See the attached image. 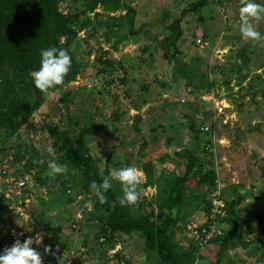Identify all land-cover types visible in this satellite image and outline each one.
<instances>
[{"label":"rangeland","instance_id":"rangeland-1","mask_svg":"<svg viewBox=\"0 0 264 264\" xmlns=\"http://www.w3.org/2000/svg\"><path fill=\"white\" fill-rule=\"evenodd\" d=\"M197 1L112 0L93 13L85 11L83 0L60 4L62 12L77 14L78 22L89 21L72 44L82 69L73 81L45 95L16 132L0 129V254L16 240L39 235L41 244L32 247L40 252L43 264L157 261L154 252L143 248L138 234L128 238L117 234L101 242L109 233L88 219L91 202L82 194L76 196L75 187L69 196L63 194L61 183H76L79 177L58 154L46 150L53 145L47 126L59 124L70 125L73 136L87 146L94 165H107L109 172L125 166L139 169L151 161L156 174L164 168L180 175L186 159L175 152L194 153L198 162L186 186L185 215L176 221L172 240L189 251L186 224L199 221L198 205L211 193L202 182L204 173L213 167L225 200L236 199L242 216L221 264H264V230L253 214L260 213L264 225V209L259 207H264V41L243 40L240 0H206L204 6L183 16L182 35L174 51L166 40L168 26ZM256 2L264 4V0ZM124 5L135 10L137 33L115 43L109 31L128 33L126 23L122 21L121 26L119 21ZM254 27L264 35V20ZM114 111L118 116L112 118ZM190 123L198 131L189 129ZM24 146L38 148L40 156L24 153L17 158ZM26 159L38 165H32L28 174L23 167ZM53 159L67 167L65 174L47 175L48 161ZM43 167L44 182H39L35 176ZM4 169L23 171L31 183L21 191L14 188L1 173ZM139 192V201L133 205H141L135 210L138 214L147 211L153 198L148 191ZM229 227L223 224L224 230ZM258 244L261 247L256 249ZM48 245L55 255L45 253ZM218 246L206 245L197 258L192 257V264L197 259L199 264H214ZM121 249L125 258L115 255ZM132 251L137 256L125 262Z\"/></svg>","mask_w":264,"mask_h":264},{"label":"trees","instance_id":"trees-1","mask_svg":"<svg viewBox=\"0 0 264 264\" xmlns=\"http://www.w3.org/2000/svg\"><path fill=\"white\" fill-rule=\"evenodd\" d=\"M64 1L0 0V129L7 133L12 134L20 129L44 102L45 94L35 88L30 75L40 67L42 49L63 48L68 50L72 58L71 69L63 85L57 86L50 92L73 81L82 69V63L73 55L72 44L78 32L89 21L78 22L77 14L62 12L60 4ZM111 1L83 0L85 11L88 13H93L99 5L105 6ZM205 2L206 0H199L192 4L168 26L169 34L166 40L174 51H176V42L182 35L183 16L198 10L204 6ZM123 9L125 13L119 17V21L121 26L122 21L126 23L128 33L124 34L118 30L109 31V35L116 37L115 43H120L126 40L128 35L137 33L134 30L135 10L130 5H124ZM104 63L107 64L106 61ZM117 116L118 111L111 113L112 118ZM188 127L192 131H198L193 123H190ZM47 131L53 140V153L58 154L72 171L78 173L79 179L76 183L67 181L61 183L63 194L69 196L68 193L75 187V195L82 194L91 202L88 219L95 221L100 229L109 233L108 237L102 235L104 240L101 242H107L110 236L118 233L127 235L137 233L143 241V248L156 254L155 264H192V257L197 258L199 255L198 250L192 243L189 251L181 250L172 240L171 233L176 221L185 215L183 208L186 201V186L198 162V157L194 153L187 149L175 152L177 157L186 159L184 170L180 175L169 173L164 168L156 174L151 161L140 165L139 170L144 175V183L139 190L153 187L155 193L153 198L148 200L147 211L138 214L135 210L141 209L140 204L135 208L133 205L123 207L119 205L118 201L122 194L121 186L114 180L111 181L112 187L105 193L107 202L101 204L98 201L89 185L93 181L100 183L103 176H108L109 168L107 165L103 168L94 165L87 146L73 136L70 125L63 128L59 124L48 125ZM23 151L18 152L17 158L22 159L24 153H30L34 158H38L41 154V150L33 146H24ZM47 156L48 153L43 154V157ZM34 164L37 165V162L26 159L23 163L25 173ZM44 169L43 167L41 172L36 174L35 180L44 182L41 178ZM25 173L15 172L18 175ZM215 179L216 174L213 167L205 170L202 182L208 191L215 186ZM236 201V199H226L227 216L221 220V223L230 225L229 229L227 231L223 229L220 236L209 242V244H219L214 264H221L223 255L232 246L233 238L242 225V216L236 208ZM114 202L115 206H113ZM200 202L198 209L201 212L207 211L210 205L209 200L203 197ZM253 214L257 224L261 225L264 230L261 214L258 212H253ZM257 242H260L259 238ZM260 247L261 245L258 244L256 249ZM245 248H248L247 244ZM119 254L120 252L115 255L119 257Z\"/></svg>","mask_w":264,"mask_h":264},{"label":"clouds","instance_id":"clouds-1","mask_svg":"<svg viewBox=\"0 0 264 264\" xmlns=\"http://www.w3.org/2000/svg\"><path fill=\"white\" fill-rule=\"evenodd\" d=\"M239 8V32L245 42L257 43L264 41L262 35L254 24L264 20V4L257 3L256 0H240ZM40 67L31 72V77L36 89L45 95H50V90L61 86L65 77L69 73L72 58L68 50L51 47L41 50ZM47 152L52 154L54 149L49 145ZM67 167L57 163L54 159L48 161L47 175L55 178L67 172ZM119 182L122 196L118 203L120 206H130L138 203L140 198L139 189L144 183L143 173L135 167H122L110 170L108 176H103L102 181H93L89 187L95 194L98 201L103 204L107 202L105 193L112 187L111 181ZM115 206V202L113 203ZM42 238L37 235L35 239L28 237L23 242L16 240L10 247H6L0 254V264H43V257L32 245L41 244ZM45 253L55 255L50 245L45 246ZM59 260L61 258H58ZM199 264V260L195 261Z\"/></svg>","mask_w":264,"mask_h":264},{"label":"built area","instance_id":"built-area-1","mask_svg":"<svg viewBox=\"0 0 264 264\" xmlns=\"http://www.w3.org/2000/svg\"><path fill=\"white\" fill-rule=\"evenodd\" d=\"M186 90L190 91L191 88L188 86ZM181 101L184 100L181 99ZM203 129L207 131L209 130V127L204 125ZM1 173L9 179L8 182L14 188L19 189L20 191L26 189L29 183H31L30 177L27 174L18 175L15 174V171L12 170L11 172H8L6 169ZM142 191H144V193L148 191L149 196L152 197L155 193V188L145 187ZM210 192V197L208 199L210 203L209 209L202 212L201 219L198 222L189 221L186 224V234L188 239L198 251L208 245L213 238L220 236L223 233V224L221 223V220L227 216L226 200L217 178L215 179V186ZM103 240L104 238L102 237L101 241ZM115 246L119 247V242H116Z\"/></svg>","mask_w":264,"mask_h":264},{"label":"crops","instance_id":"crops-1","mask_svg":"<svg viewBox=\"0 0 264 264\" xmlns=\"http://www.w3.org/2000/svg\"><path fill=\"white\" fill-rule=\"evenodd\" d=\"M263 68H264V66H262ZM258 68H261L260 66L259 67H257L256 68V70L258 69ZM259 207L261 208V211L263 212V209H264V207L262 206V204H259ZM202 215V214H201ZM201 219V216H200V218H199V220ZM118 234H120V233H118ZM135 234H137V233H131V234H122L125 238H128V237H132V236H134ZM117 235V234H116ZM124 244H126V243H124ZM122 249L120 250V254H119V256H122L123 258H125V256H124V251H122ZM119 252V251H118ZM131 254V255H130ZM129 254V256H128V258L127 259H125V262L129 259L130 260V257L133 255L134 257H136L137 256V254L135 253V251H132L131 253ZM121 262H124V259L123 260H121Z\"/></svg>","mask_w":264,"mask_h":264}]
</instances>
